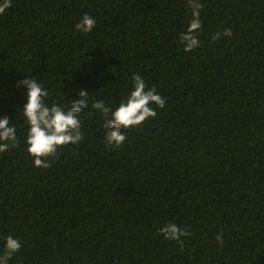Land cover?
I'll use <instances>...</instances> for the list:
<instances>
[{
    "label": "trees",
    "instance_id": "trees-1",
    "mask_svg": "<svg viewBox=\"0 0 264 264\" xmlns=\"http://www.w3.org/2000/svg\"><path fill=\"white\" fill-rule=\"evenodd\" d=\"M196 3L200 46L185 53ZM133 75L166 100L155 118L114 147L85 110L82 141L33 166L18 81L37 78L48 104L84 89L113 109ZM2 116L17 128L0 153V252L21 243L9 264H264V0H11ZM167 223L188 235L164 240Z\"/></svg>",
    "mask_w": 264,
    "mask_h": 264
},
{
    "label": "clouds",
    "instance_id": "clouds-1",
    "mask_svg": "<svg viewBox=\"0 0 264 264\" xmlns=\"http://www.w3.org/2000/svg\"><path fill=\"white\" fill-rule=\"evenodd\" d=\"M11 6V0H0V15ZM191 19L186 31L180 34V43L185 53L200 46L198 33L202 28L201 6L190 5ZM96 28L94 17L83 15L75 25V30L89 34ZM213 39H217L218 36ZM224 36H230V31H224ZM17 87L22 89L24 99L19 107V115L26 125L25 150L31 157L34 167L47 169L50 165L48 157L54 156L59 149L68 145H77L82 141V115L85 110L95 111L103 119L105 143L119 147L125 140V131L130 127H140L148 119L155 118L156 109H163L166 100L155 88H150L140 75H133L131 88L121 102L110 109L103 100L92 99L89 92L80 89L78 98L67 105L48 104V91L37 78L18 81ZM15 109V111H17ZM17 146V128L7 116L0 117V153ZM159 234L166 241L181 240L188 233L175 223H167L159 229ZM222 242V235L216 236ZM3 250L0 252V264H9L12 256L21 249V243L12 235L3 238Z\"/></svg>",
    "mask_w": 264,
    "mask_h": 264
}]
</instances>
